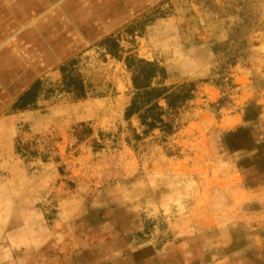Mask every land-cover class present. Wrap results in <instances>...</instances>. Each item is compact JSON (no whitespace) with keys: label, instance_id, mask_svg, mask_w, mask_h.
<instances>
[{"label":"rangeland","instance_id":"obj_1","mask_svg":"<svg viewBox=\"0 0 264 264\" xmlns=\"http://www.w3.org/2000/svg\"><path fill=\"white\" fill-rule=\"evenodd\" d=\"M13 3L19 20L0 11V264H264V0ZM109 36L165 85L195 83L171 134L125 120L131 75ZM69 63L84 99L59 90ZM37 80V107L13 110Z\"/></svg>","mask_w":264,"mask_h":264},{"label":"trees","instance_id":"obj_2","mask_svg":"<svg viewBox=\"0 0 264 264\" xmlns=\"http://www.w3.org/2000/svg\"><path fill=\"white\" fill-rule=\"evenodd\" d=\"M237 31V29H235ZM107 53L122 60L131 75L132 95L124 111L125 120L136 117L142 134L159 130L164 135L173 132L174 115L190 100H192L196 86L194 82L167 86L164 84L166 73L164 68L155 62L119 54L116 41L110 36L101 41ZM72 63L60 67L62 74L58 84L59 90L71 93L77 99L86 98L91 90L90 84H84L81 77L72 74L68 69ZM42 81L37 80L24 92L12 106L13 110L35 109L40 95ZM53 90L47 89L44 96H49ZM97 95V94H96ZM163 102L164 105H161ZM135 139L140 136L134 134Z\"/></svg>","mask_w":264,"mask_h":264},{"label":"crops","instance_id":"obj_3","mask_svg":"<svg viewBox=\"0 0 264 264\" xmlns=\"http://www.w3.org/2000/svg\"><path fill=\"white\" fill-rule=\"evenodd\" d=\"M0 4H2L0 5V9L2 8L4 10L6 16L10 15V18H13L14 20L20 19L22 10L13 3V0H0ZM2 9L0 11H2Z\"/></svg>","mask_w":264,"mask_h":264}]
</instances>
